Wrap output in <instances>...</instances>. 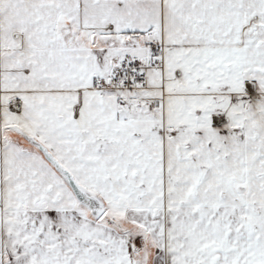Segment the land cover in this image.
Returning a JSON list of instances; mask_svg holds the SVG:
<instances>
[{
  "label": "snow or ice",
  "instance_id": "6c2138e0",
  "mask_svg": "<svg viewBox=\"0 0 264 264\" xmlns=\"http://www.w3.org/2000/svg\"><path fill=\"white\" fill-rule=\"evenodd\" d=\"M0 264H264V0H0Z\"/></svg>",
  "mask_w": 264,
  "mask_h": 264
}]
</instances>
